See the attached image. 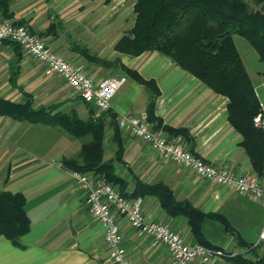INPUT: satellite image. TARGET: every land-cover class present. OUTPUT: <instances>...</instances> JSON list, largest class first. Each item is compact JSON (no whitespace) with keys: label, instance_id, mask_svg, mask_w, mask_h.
<instances>
[{"label":"crops","instance_id":"0c3cea01","mask_svg":"<svg viewBox=\"0 0 264 264\" xmlns=\"http://www.w3.org/2000/svg\"><path fill=\"white\" fill-rule=\"evenodd\" d=\"M133 7L132 0H113L109 4L104 0L13 2L14 22H23L38 35L53 28L41 37L93 80L126 76L128 81L112 100L110 110L100 112L67 82L49 74L45 64L23 48L4 43L0 50V98L17 105L29 103L32 110L44 113L37 122L0 115V191L24 195L31 222L19 246L0 235V264H112L104 227L91 214L85 194L71 175L72 169L64 164H83V146L92 138L75 137L64 130L57 118L71 114L82 121L92 116L101 120L102 162L112 163L114 175L124 182L123 186L114 185L120 193L142 200L146 220L169 225L187 243L197 242L188 218L168 215L157 195L138 193V183L162 184L177 201H187L201 212L219 213L228 219L234 234L216 220L202 224L204 242L227 255L209 264H232L229 257L240 253L250 256L245 244L257 246L259 255H264V243L258 245L264 227L260 198L210 184L193 170L165 160L127 127L120 126L122 117H138L166 139L181 137L186 150L216 168L257 177L241 146L242 135L228 120L226 97L160 52L135 57L115 50L119 40L133 28ZM76 44L108 65L85 57L76 51ZM128 70L153 85H144ZM150 103H154V121L148 118ZM117 220L122 244L134 264H170L165 246L156 245L150 236L139 235L125 218ZM190 264L202 263L197 260Z\"/></svg>","mask_w":264,"mask_h":264},{"label":"trees","instance_id":"16d2710c","mask_svg":"<svg viewBox=\"0 0 264 264\" xmlns=\"http://www.w3.org/2000/svg\"><path fill=\"white\" fill-rule=\"evenodd\" d=\"M15 0H0V19L14 22L12 4ZM113 0H104L105 4ZM135 23L130 34L123 36L115 50L120 54L140 56L145 52H160L171 58L182 69L188 71L216 94L226 97L228 120L238 131L243 141L254 172L264 178V126L254 119L264 111L256 88L236 46L234 35L247 39L264 63V0H253L260 10H253L246 0H132ZM53 28L49 31L51 32ZM40 34L38 36L49 35ZM10 43L17 49L18 44ZM76 51L90 57L102 65L107 62L91 56L87 48L76 44ZM129 71V70H128ZM129 73L144 85H153L135 72ZM11 80L15 78L11 77ZM158 95V90L155 91ZM109 111V110H108ZM43 110H32L31 105H17L0 98V115L17 121L37 122ZM57 118V117H56ZM148 118L155 120L154 103L148 107ZM64 130L72 136H91V141L83 146V164L65 161L72 171L92 172L113 185H125L114 175L112 163L102 162L104 126L101 120L92 116L89 121L80 120L76 114L58 116ZM119 141V133H116ZM139 194L157 195L164 211L173 217L188 218L196 243L210 247L203 240L202 224L208 219L222 223L226 231L234 234L228 219L219 213H204L187 201L179 202L165 185L155 186L138 183ZM123 196L125 194L121 192ZM126 197V196H125ZM26 197L0 191V235L14 245L29 232L31 222L27 216ZM247 253L229 257L232 264H264V255H259L257 246L245 244Z\"/></svg>","mask_w":264,"mask_h":264},{"label":"built area","instance_id":"2783aa9c","mask_svg":"<svg viewBox=\"0 0 264 264\" xmlns=\"http://www.w3.org/2000/svg\"><path fill=\"white\" fill-rule=\"evenodd\" d=\"M6 42L21 46L31 57L45 64L49 74H55L67 82L85 102L95 105L100 112L110 110L112 100L128 81L126 76L95 81L81 67L68 62L42 37L32 33L26 26L0 19V50ZM261 108L264 111L263 102ZM254 121L257 125L264 126L262 114ZM119 124L121 127H127L135 137L148 143L165 160L193 170L199 178L214 186L227 187L233 192L260 198L264 205V178L238 176L227 169L216 168L186 150L181 137L166 139L138 117H122ZM58 166L62 168L61 164ZM71 175L85 194L91 214L104 227V239L110 250L112 264H134L122 244L118 217L125 218L139 235L150 236L156 245L165 246L170 256V264H190L197 260L202 264H209L216 257L227 256L221 250L199 243H187L167 224L146 220L142 200L123 196L104 178L92 172L72 171ZM260 243H264V227L258 245Z\"/></svg>","mask_w":264,"mask_h":264},{"label":"rangeland","instance_id":"374dc122","mask_svg":"<svg viewBox=\"0 0 264 264\" xmlns=\"http://www.w3.org/2000/svg\"><path fill=\"white\" fill-rule=\"evenodd\" d=\"M253 10H260V6L256 5L253 0L247 1ZM234 40L238 51L245 63L248 73L256 86L260 100L264 103V92L262 85L264 84V63L260 61L257 51L251 43L239 35H234ZM117 77V76H114Z\"/></svg>","mask_w":264,"mask_h":264}]
</instances>
